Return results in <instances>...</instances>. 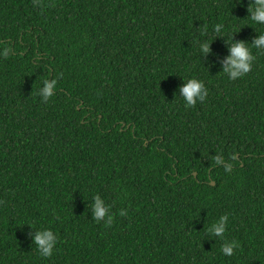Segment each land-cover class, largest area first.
Listing matches in <instances>:
<instances>
[{"label": "trees", "instance_id": "obj_1", "mask_svg": "<svg viewBox=\"0 0 264 264\" xmlns=\"http://www.w3.org/2000/svg\"><path fill=\"white\" fill-rule=\"evenodd\" d=\"M249 3L0 0V264H264V50L250 44L264 26ZM231 36L255 57L236 79L221 72ZM193 77L208 94L185 107ZM221 215L223 241L207 233ZM41 228L57 237L48 258Z\"/></svg>", "mask_w": 264, "mask_h": 264}, {"label": "clouds", "instance_id": "obj_2", "mask_svg": "<svg viewBox=\"0 0 264 264\" xmlns=\"http://www.w3.org/2000/svg\"><path fill=\"white\" fill-rule=\"evenodd\" d=\"M36 5L39 6V0H36ZM247 11L248 18L252 23L264 26V0H250ZM224 29L225 26L223 23H217L212 27V31L217 34L216 37H224ZM212 42L213 40L210 41L209 39L199 41V52L201 57H206L210 54V45ZM225 43L228 47L229 55L225 58V64L221 72L226 74L229 79H236L248 73L255 59L249 47V42L242 40L238 41L234 39V36H231L229 39L225 40ZM250 44L258 50H264V32H260L258 35L254 36ZM2 55L7 56L8 49H5ZM55 87V80H45L44 86L39 89V94L45 102L53 95ZM178 93L182 97L185 107H192L196 105L198 101L203 102L208 94L204 82L195 77L187 80L183 78V83L180 85ZM214 161L216 164L222 163V159L219 156L214 157ZM225 171H231V167L225 165ZM92 200L91 211L93 219L97 222L103 220L106 226L111 225L113 222L111 205L106 204L105 200L100 195L93 196ZM119 214L121 216L125 215V210H121ZM227 225L228 215H221L207 228V233L223 241ZM29 226L33 229L32 225L29 224ZM32 239L41 257L48 258L53 255L57 244V237L52 229H37ZM238 247L239 244L237 241H227L221 244L220 251L224 256L231 257L234 254V250Z\"/></svg>", "mask_w": 264, "mask_h": 264}, {"label": "water", "instance_id": "obj_3", "mask_svg": "<svg viewBox=\"0 0 264 264\" xmlns=\"http://www.w3.org/2000/svg\"><path fill=\"white\" fill-rule=\"evenodd\" d=\"M195 175H196V173H195ZM212 185H214V182H212Z\"/></svg>", "mask_w": 264, "mask_h": 264}]
</instances>
